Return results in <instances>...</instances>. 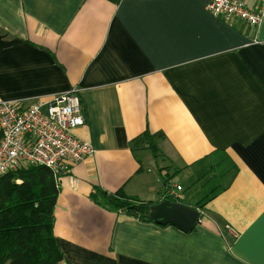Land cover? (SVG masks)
<instances>
[{"label": "crops", "instance_id": "obj_1", "mask_svg": "<svg viewBox=\"0 0 264 264\" xmlns=\"http://www.w3.org/2000/svg\"><path fill=\"white\" fill-rule=\"evenodd\" d=\"M207 3L0 0V101L77 90L73 136L94 149L57 179L65 264H264V20ZM146 130L162 134L157 161L130 147ZM177 185L201 213L190 232L90 199L99 187L155 204Z\"/></svg>", "mask_w": 264, "mask_h": 264}, {"label": "trees", "instance_id": "obj_2", "mask_svg": "<svg viewBox=\"0 0 264 264\" xmlns=\"http://www.w3.org/2000/svg\"><path fill=\"white\" fill-rule=\"evenodd\" d=\"M161 133H141L131 141L132 149H149L159 160ZM57 178L42 166H28L0 177V264H65L54 239V207L59 189ZM219 186L209 191L196 206H202L217 194ZM168 194L164 197L177 201ZM90 199L111 212L123 213L144 222L154 203L127 196L122 189L107 192L95 187Z\"/></svg>", "mask_w": 264, "mask_h": 264}, {"label": "built area", "instance_id": "obj_3", "mask_svg": "<svg viewBox=\"0 0 264 264\" xmlns=\"http://www.w3.org/2000/svg\"><path fill=\"white\" fill-rule=\"evenodd\" d=\"M248 6L244 0H209L206 10L226 20L256 26L264 20V0ZM78 91L72 89L48 101H0V177L28 166L49 169L58 179L67 163L91 156L92 145L73 136L84 118ZM181 187L170 195L177 199ZM198 221V220H197Z\"/></svg>", "mask_w": 264, "mask_h": 264}, {"label": "water", "instance_id": "obj_4", "mask_svg": "<svg viewBox=\"0 0 264 264\" xmlns=\"http://www.w3.org/2000/svg\"><path fill=\"white\" fill-rule=\"evenodd\" d=\"M149 216L159 225L173 224L184 232L195 227L201 215L200 211L177 201L164 199L151 205Z\"/></svg>", "mask_w": 264, "mask_h": 264}, {"label": "rangeland", "instance_id": "obj_5", "mask_svg": "<svg viewBox=\"0 0 264 264\" xmlns=\"http://www.w3.org/2000/svg\"><path fill=\"white\" fill-rule=\"evenodd\" d=\"M248 1V0H247ZM249 2V1H248Z\"/></svg>", "mask_w": 264, "mask_h": 264}]
</instances>
